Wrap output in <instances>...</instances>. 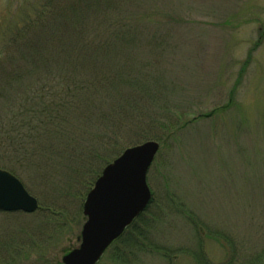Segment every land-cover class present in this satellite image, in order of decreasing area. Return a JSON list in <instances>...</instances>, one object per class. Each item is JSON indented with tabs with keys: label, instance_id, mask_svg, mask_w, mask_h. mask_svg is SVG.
Here are the masks:
<instances>
[{
	"label": "rangeland",
	"instance_id": "374dc122",
	"mask_svg": "<svg viewBox=\"0 0 264 264\" xmlns=\"http://www.w3.org/2000/svg\"><path fill=\"white\" fill-rule=\"evenodd\" d=\"M103 74L65 153H0L38 201L0 211V264H62L94 180L147 140L151 200L99 264H264V0H0L1 123L23 89Z\"/></svg>",
	"mask_w": 264,
	"mask_h": 264
},
{
	"label": "water",
	"instance_id": "95a60500",
	"mask_svg": "<svg viewBox=\"0 0 264 264\" xmlns=\"http://www.w3.org/2000/svg\"><path fill=\"white\" fill-rule=\"evenodd\" d=\"M159 148L156 141L125 148L104 166L82 205L86 217L80 243L62 264H96L102 254L141 214L150 201L146 173ZM37 200L10 172L0 169V210L34 212Z\"/></svg>",
	"mask_w": 264,
	"mask_h": 264
},
{
	"label": "trees",
	"instance_id": "16d2710c",
	"mask_svg": "<svg viewBox=\"0 0 264 264\" xmlns=\"http://www.w3.org/2000/svg\"><path fill=\"white\" fill-rule=\"evenodd\" d=\"M132 21L131 17L123 14L119 24L124 29H130L133 27L129 26L131 23L133 24ZM92 32H97V29L94 28ZM95 36L97 37L98 34ZM49 76L51 75L48 74ZM97 76L92 77L85 86L78 85L75 81L70 80V83H66L63 92L53 91V88H48L49 83L47 82L36 85L34 88H29V90L23 89L24 93L17 94L16 99L13 100L15 105L12 107V104L9 110L11 118L8 123L0 122V153L12 154L13 159L10 158V160H12L13 166L27 163L33 164L35 160L41 158L42 153H65L66 147L73 140H69L73 133L72 129L75 130L77 127L76 123L81 118L79 108H82L81 99L86 94L83 93L79 97L80 92L87 88L90 89L89 86L93 84L101 85L102 80H105V78L106 80L109 79L104 74L103 76ZM55 78L56 76L53 77L54 81ZM70 84L74 86L72 87ZM91 91V94H98V102L101 103L106 102L108 95H110L109 91L101 94L102 90L99 91L97 88ZM88 97L92 98L90 95ZM7 163L10 162L7 161ZM9 169L14 172L13 168ZM132 229L133 223L124 231L122 236L126 235L132 239L136 234ZM121 237L110 247L120 242L122 240Z\"/></svg>",
	"mask_w": 264,
	"mask_h": 264
}]
</instances>
